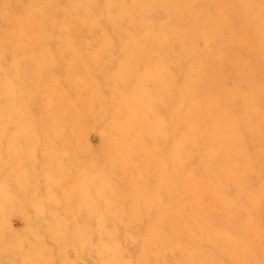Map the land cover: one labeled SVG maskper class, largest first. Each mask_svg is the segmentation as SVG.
Wrapping results in <instances>:
<instances>
[{"label":"rangeland","instance_id":"1","mask_svg":"<svg viewBox=\"0 0 264 264\" xmlns=\"http://www.w3.org/2000/svg\"><path fill=\"white\" fill-rule=\"evenodd\" d=\"M0 264H264V0H0Z\"/></svg>","mask_w":264,"mask_h":264}]
</instances>
